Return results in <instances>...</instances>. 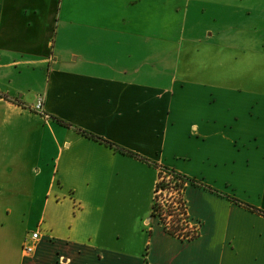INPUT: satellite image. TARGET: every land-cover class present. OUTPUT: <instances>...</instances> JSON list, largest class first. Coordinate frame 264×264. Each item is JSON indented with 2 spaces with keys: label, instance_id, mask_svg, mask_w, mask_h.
Here are the masks:
<instances>
[{
  "label": "crops",
  "instance_id": "crops-1",
  "mask_svg": "<svg viewBox=\"0 0 264 264\" xmlns=\"http://www.w3.org/2000/svg\"><path fill=\"white\" fill-rule=\"evenodd\" d=\"M0 264H264V0H0Z\"/></svg>",
  "mask_w": 264,
  "mask_h": 264
},
{
  "label": "trees",
  "instance_id": "trees-1",
  "mask_svg": "<svg viewBox=\"0 0 264 264\" xmlns=\"http://www.w3.org/2000/svg\"><path fill=\"white\" fill-rule=\"evenodd\" d=\"M85 136L95 139L99 142H105L87 132H82ZM109 144V143H106ZM127 154L132 155L130 152H126ZM155 169L158 171V181L155 184V188L153 191V204L151 207L150 218L151 219H158L159 224L162 225L163 231L168 234L169 236L181 240V241H192L199 236L200 228L196 232L190 234L188 232V223L191 221L187 212V206H185L186 202L184 200V191L185 188L189 184H193L196 186H201L206 188L200 181L193 180L171 168H167L155 163H150ZM175 182V186L179 189L177 198H174L173 202L178 204V212H171L170 214L173 215L171 224H167L166 218L163 216L161 209L159 207V192L164 191L165 189L169 188V186ZM207 189V188H206ZM211 190L210 188H208ZM234 202H237L235 199H231ZM169 208H173V205H170ZM169 215V214H168ZM181 231H186L184 235L181 234Z\"/></svg>",
  "mask_w": 264,
  "mask_h": 264
},
{
  "label": "built area",
  "instance_id": "built-area-1",
  "mask_svg": "<svg viewBox=\"0 0 264 264\" xmlns=\"http://www.w3.org/2000/svg\"><path fill=\"white\" fill-rule=\"evenodd\" d=\"M32 110L36 113H39L41 115L43 112V100L42 99H38V101L36 102V104L33 106ZM158 173V171H157ZM157 181H158V174H157ZM156 181V183H157ZM178 191L179 189L177 188V186H175V182H173L169 188L165 189L164 191H160L159 192V207L161 209V212L163 213V216L166 218V222L167 224H171L172 222V217L173 215L170 214L171 212H178V204H176L175 202H173L174 198H177L178 196ZM154 197V194H153ZM153 204V202H152ZM186 204V203H185ZM170 205H173V208H169ZM186 206V205H185ZM169 214V215H168ZM159 223V220L156 219ZM160 225V224H159ZM162 227V225H160ZM188 232H190V234H192L193 232H197L200 228V225L197 223H194L192 221H190L188 223ZM186 231H181V234L184 235ZM39 232H34L33 234H31L29 236V238L25 241V243L23 244V251L25 254H30L33 252L34 250V246L37 243V241L39 240Z\"/></svg>",
  "mask_w": 264,
  "mask_h": 264
},
{
  "label": "rangeland",
  "instance_id": "rangeland-1",
  "mask_svg": "<svg viewBox=\"0 0 264 264\" xmlns=\"http://www.w3.org/2000/svg\"><path fill=\"white\" fill-rule=\"evenodd\" d=\"M155 221H157V220H156V219H153V220H152V222H155ZM157 222H158V221H157Z\"/></svg>",
  "mask_w": 264,
  "mask_h": 264
}]
</instances>
